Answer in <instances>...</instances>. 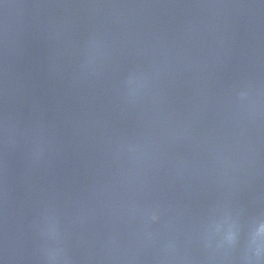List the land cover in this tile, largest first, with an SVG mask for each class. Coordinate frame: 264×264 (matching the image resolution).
Returning a JSON list of instances; mask_svg holds the SVG:
<instances>
[{
	"label": "water",
	"instance_id": "1",
	"mask_svg": "<svg viewBox=\"0 0 264 264\" xmlns=\"http://www.w3.org/2000/svg\"><path fill=\"white\" fill-rule=\"evenodd\" d=\"M0 264H264V0H0Z\"/></svg>",
	"mask_w": 264,
	"mask_h": 264
},
{
	"label": "clouds",
	"instance_id": "2",
	"mask_svg": "<svg viewBox=\"0 0 264 264\" xmlns=\"http://www.w3.org/2000/svg\"><path fill=\"white\" fill-rule=\"evenodd\" d=\"M153 219H155V217H153Z\"/></svg>",
	"mask_w": 264,
	"mask_h": 264
}]
</instances>
